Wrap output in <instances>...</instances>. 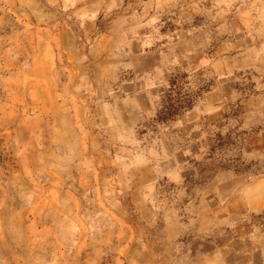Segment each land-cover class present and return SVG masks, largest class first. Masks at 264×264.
Instances as JSON below:
<instances>
[{"label":"rangeland","instance_id":"374dc122","mask_svg":"<svg viewBox=\"0 0 264 264\" xmlns=\"http://www.w3.org/2000/svg\"><path fill=\"white\" fill-rule=\"evenodd\" d=\"M109 3L0 0V264H157L160 233L149 222L172 224L176 235L196 213L200 222L243 214L220 205V177L191 181L184 173L177 183L160 175L183 170L188 161L199 167L208 137L219 136L230 119L233 92L244 94L242 108L264 98L259 72L242 78L243 72L228 71L242 63L240 50L253 46L243 39L235 9L226 0H178L175 7L168 0H117L107 13ZM221 25L234 35L218 34ZM206 34L211 41L201 48ZM170 44L176 56L192 51L181 60L184 69L205 57L223 63L209 68L211 75L195 73L192 84L202 90L190 109L164 122L141 120L164 91L152 85L155 69L171 59ZM179 73H186L185 87L187 71H165L163 78ZM204 99L223 107L197 119L193 109ZM113 129L130 141L128 149L133 140L159 139L170 159L133 170L129 183L127 153L119 154ZM244 135L248 152L264 155V135ZM246 251L264 264V254Z\"/></svg>","mask_w":264,"mask_h":264},{"label":"clouds","instance_id":"9594fccd","mask_svg":"<svg viewBox=\"0 0 264 264\" xmlns=\"http://www.w3.org/2000/svg\"><path fill=\"white\" fill-rule=\"evenodd\" d=\"M168 2L175 7L178 0H168ZM221 2H225V0H221ZM226 4L227 8L235 9V14L240 17L244 25L243 39L253 41L252 47L240 50L239 55L242 58V63L239 67L235 64L232 65L228 69L229 73L235 69L243 72L244 77L242 78H246L251 70L259 72L264 78V0H226ZM116 7L117 0H110L107 5V13ZM99 14V10L92 12L91 21L95 22ZM158 20L157 15L149 21V25L157 24ZM154 31L158 32V29H154ZM240 31L239 28L235 29L236 33ZM217 32L218 34L227 33L229 37L234 35L226 25H221ZM188 34L192 35V32L190 31ZM158 38L163 39V37ZM211 38V34H206L200 47H206ZM258 40L262 42L257 49L255 44ZM174 47L175 45L170 44L171 59H167L166 63L162 62V68L155 69L154 78L157 83L152 86L161 87L164 91L153 97V109L142 113L141 120L161 119L160 112L165 110L163 103L165 93L170 89L169 82L163 78L165 71L174 73L179 69L189 73V84L185 86L184 96L191 98L199 91V88L192 84L195 73L204 69L206 76L211 75L207 70L209 68L218 69L223 63L205 57L195 68L190 66L188 69H184L181 66V60H186L191 56L192 51L186 50L182 56H176L172 53ZM124 67L132 68L133 65L129 63ZM215 74L223 75L219 72ZM244 102L243 93L233 92L231 107L228 109L230 119L224 128L219 130V136L213 132L208 137L207 146L201 149L202 155L197 158L199 167L188 161L189 166L183 170L178 166L171 173L160 174L161 176L167 175L170 180H175L177 183H183L184 173L190 175L191 181L215 182L216 178L220 177L224 181L223 190L217 191L215 194L220 205L222 207L230 205L238 207L243 214L235 217L229 215L224 219L214 217L212 220L200 222L199 213H196L195 219H191L187 224L179 225L182 231L176 235L171 234L172 224L162 228L155 221L149 222L148 228L160 233V247L157 249L160 255L157 257V264H257L254 256L247 253L246 250L251 247L252 252L259 251L264 254V155L248 152L243 143L245 132L251 135L259 130L264 135V98L242 108L241 104ZM222 107L223 104L214 107L208 99H204L198 101L193 111L197 114L196 118L200 119L221 111ZM113 131L115 132L113 140L116 144L121 145L119 154L127 153L126 159L129 162L125 171L129 183L132 180L133 170L153 163L158 166L161 159H170L159 139L152 140L151 143H148L147 139L133 140L131 149H128L124 145L130 141L121 135L119 130L113 129ZM141 131L145 132L146 136L148 135L146 127H142ZM230 133L233 134L231 137ZM134 134L133 130H129L128 136ZM158 146L159 151H157ZM191 155V152H184L185 157ZM151 170L156 171L155 168ZM217 199L209 201V204H215ZM242 226H247L250 230L241 234L238 229ZM147 246V244L144 245L145 251ZM262 259H264V255H262Z\"/></svg>","mask_w":264,"mask_h":264},{"label":"trees","instance_id":"16d2710c","mask_svg":"<svg viewBox=\"0 0 264 264\" xmlns=\"http://www.w3.org/2000/svg\"><path fill=\"white\" fill-rule=\"evenodd\" d=\"M186 73L174 74L169 79L170 89L165 93V110L160 112V122L174 119L180 115L183 111L190 109L196 101V97L199 95L202 88L196 92L191 98L184 96L185 87L183 86ZM159 111V110H158Z\"/></svg>","mask_w":264,"mask_h":264}]
</instances>
